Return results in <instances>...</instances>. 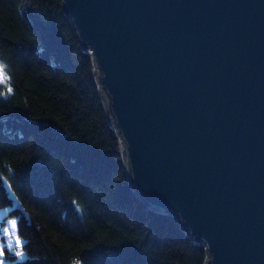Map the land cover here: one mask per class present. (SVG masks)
I'll list each match as a JSON object with an SVG mask.
<instances>
[{
	"label": "water",
	"instance_id": "95a60500",
	"mask_svg": "<svg viewBox=\"0 0 264 264\" xmlns=\"http://www.w3.org/2000/svg\"><path fill=\"white\" fill-rule=\"evenodd\" d=\"M127 186L204 264H264V0H61Z\"/></svg>",
	"mask_w": 264,
	"mask_h": 264
},
{
	"label": "trees",
	"instance_id": "16d2710c",
	"mask_svg": "<svg viewBox=\"0 0 264 264\" xmlns=\"http://www.w3.org/2000/svg\"><path fill=\"white\" fill-rule=\"evenodd\" d=\"M91 58L61 0H0L4 264H204V246L127 186Z\"/></svg>",
	"mask_w": 264,
	"mask_h": 264
},
{
	"label": "snow or ice",
	"instance_id": "6c2138e0",
	"mask_svg": "<svg viewBox=\"0 0 264 264\" xmlns=\"http://www.w3.org/2000/svg\"><path fill=\"white\" fill-rule=\"evenodd\" d=\"M7 81H8V74L6 72V69L3 66H0V83H7ZM9 91H11V89H9ZM16 227H17V225H16ZM10 228L12 229L11 225H10ZM5 232L9 236H12V235L15 234L12 231H10L9 229H7V231H5ZM15 242H16L17 249L23 247V245H22V243H21V241H20L18 236L16 237V241ZM11 247H12L11 242H9L8 248L10 249ZM5 255H6L5 250L2 247H0V264H4V260L2 258ZM17 255L22 256L23 252L22 251H17Z\"/></svg>",
	"mask_w": 264,
	"mask_h": 264
},
{
	"label": "rangeland",
	"instance_id": "374dc122",
	"mask_svg": "<svg viewBox=\"0 0 264 264\" xmlns=\"http://www.w3.org/2000/svg\"><path fill=\"white\" fill-rule=\"evenodd\" d=\"M85 50V49H84ZM86 51H87V49H86ZM119 142H120V140H119ZM183 231V230H182ZM13 233H15L14 235H12V236H10V241L12 242V245H14V242L16 241V234H17V232H15V230H13L12 231ZM184 232V231H183ZM185 234V233H184ZM8 235V234H7ZM186 235V234H185ZM9 236V235H8ZM187 236V235H186ZM192 242V241H191ZM192 243H194V244H201V243H197V242H192Z\"/></svg>",
	"mask_w": 264,
	"mask_h": 264
},
{
	"label": "clouds",
	"instance_id": "9594fccd",
	"mask_svg": "<svg viewBox=\"0 0 264 264\" xmlns=\"http://www.w3.org/2000/svg\"><path fill=\"white\" fill-rule=\"evenodd\" d=\"M72 264H80V261H79L78 259L73 260V261H72Z\"/></svg>",
	"mask_w": 264,
	"mask_h": 264
}]
</instances>
